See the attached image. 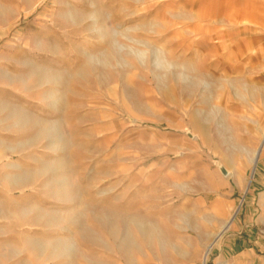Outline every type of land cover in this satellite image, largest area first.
Wrapping results in <instances>:
<instances>
[{
	"label": "rangeland",
	"instance_id": "374dc122",
	"mask_svg": "<svg viewBox=\"0 0 264 264\" xmlns=\"http://www.w3.org/2000/svg\"><path fill=\"white\" fill-rule=\"evenodd\" d=\"M0 264H264V0H0Z\"/></svg>",
	"mask_w": 264,
	"mask_h": 264
},
{
	"label": "clouds",
	"instance_id": "9594fccd",
	"mask_svg": "<svg viewBox=\"0 0 264 264\" xmlns=\"http://www.w3.org/2000/svg\"><path fill=\"white\" fill-rule=\"evenodd\" d=\"M138 44L139 41L132 36L127 35L114 41V47L118 52L126 53L127 55L134 57L137 61H142L147 56V52L142 48L136 47Z\"/></svg>",
	"mask_w": 264,
	"mask_h": 264
},
{
	"label": "crops",
	"instance_id": "0c3cea01",
	"mask_svg": "<svg viewBox=\"0 0 264 264\" xmlns=\"http://www.w3.org/2000/svg\"><path fill=\"white\" fill-rule=\"evenodd\" d=\"M259 151H260V150H259ZM256 153H257V151L254 153V156H253V158L251 159V163H252L253 165H254V160L256 159V161H257V158H258V155L256 156ZM258 154H259V153H258ZM227 223H228V225H227ZM230 223H231V220L226 221V222L223 224V226H222V230H221V232H223V231H225L226 229H228ZM205 248H207V249H206L205 256H204V261L206 262V259H207L206 255H207L208 251L211 249V245H207V246H205ZM208 248H209V250H208Z\"/></svg>",
	"mask_w": 264,
	"mask_h": 264
},
{
	"label": "water",
	"instance_id": "95a60500",
	"mask_svg": "<svg viewBox=\"0 0 264 264\" xmlns=\"http://www.w3.org/2000/svg\"><path fill=\"white\" fill-rule=\"evenodd\" d=\"M261 146H262V143H261V145H260L259 149L257 150L256 156L258 155V153H259V150H260ZM255 164H256V162L254 163V165H255ZM253 170H254V169H253ZM253 170H252L251 176H252V174H253Z\"/></svg>",
	"mask_w": 264,
	"mask_h": 264
},
{
	"label": "bare ground",
	"instance_id": "6f19581e",
	"mask_svg": "<svg viewBox=\"0 0 264 264\" xmlns=\"http://www.w3.org/2000/svg\"><path fill=\"white\" fill-rule=\"evenodd\" d=\"M256 162V159L254 160V163ZM227 225H228V223H227ZM208 250H209V248H208Z\"/></svg>",
	"mask_w": 264,
	"mask_h": 264
}]
</instances>
